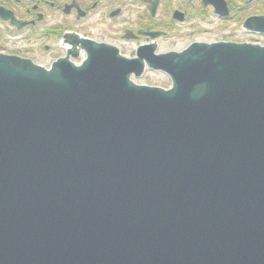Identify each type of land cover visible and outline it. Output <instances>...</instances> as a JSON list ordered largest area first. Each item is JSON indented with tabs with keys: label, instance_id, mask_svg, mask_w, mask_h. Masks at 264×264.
Segmentation results:
<instances>
[{
	"label": "water",
	"instance_id": "1",
	"mask_svg": "<svg viewBox=\"0 0 264 264\" xmlns=\"http://www.w3.org/2000/svg\"><path fill=\"white\" fill-rule=\"evenodd\" d=\"M108 50L0 54V264H264V47Z\"/></svg>",
	"mask_w": 264,
	"mask_h": 264
},
{
	"label": "flooded vegetation",
	"instance_id": "2",
	"mask_svg": "<svg viewBox=\"0 0 264 264\" xmlns=\"http://www.w3.org/2000/svg\"><path fill=\"white\" fill-rule=\"evenodd\" d=\"M215 44L264 47V0H0V54L45 68L81 66L108 48L136 63L133 84L167 90L158 63Z\"/></svg>",
	"mask_w": 264,
	"mask_h": 264
}]
</instances>
